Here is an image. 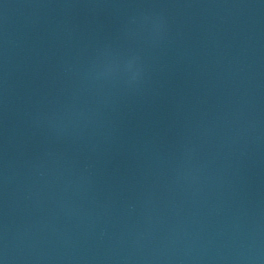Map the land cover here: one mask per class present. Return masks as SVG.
Here are the masks:
<instances>
[{
	"label": "water",
	"instance_id": "water-1",
	"mask_svg": "<svg viewBox=\"0 0 264 264\" xmlns=\"http://www.w3.org/2000/svg\"><path fill=\"white\" fill-rule=\"evenodd\" d=\"M0 260L264 264V0H0Z\"/></svg>",
	"mask_w": 264,
	"mask_h": 264
},
{
	"label": "clouds",
	"instance_id": "clouds-1",
	"mask_svg": "<svg viewBox=\"0 0 264 264\" xmlns=\"http://www.w3.org/2000/svg\"><path fill=\"white\" fill-rule=\"evenodd\" d=\"M99 72L101 75L122 72L128 76L129 82H136L141 78L143 68L140 64V58L133 55L123 61L110 60L99 67ZM0 264H4V261L0 260Z\"/></svg>",
	"mask_w": 264,
	"mask_h": 264
}]
</instances>
